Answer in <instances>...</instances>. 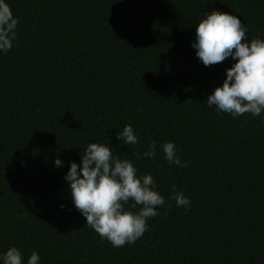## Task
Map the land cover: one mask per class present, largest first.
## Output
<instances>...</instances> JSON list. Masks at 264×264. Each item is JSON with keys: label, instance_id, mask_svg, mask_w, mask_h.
<instances>
[{"label": "trees", "instance_id": "trees-1", "mask_svg": "<svg viewBox=\"0 0 264 264\" xmlns=\"http://www.w3.org/2000/svg\"><path fill=\"white\" fill-rule=\"evenodd\" d=\"M8 3L18 24L0 53V252L15 246L26 262L35 250L39 264H264V113L209 108L234 61L206 67L191 46L213 10L264 39V0ZM129 124L134 149L116 140ZM149 140L174 142L189 166L132 155ZM90 142L151 174L170 205L131 245L112 247L72 204L63 177ZM173 184L190 211L170 199Z\"/></svg>", "mask_w": 264, "mask_h": 264}, {"label": "clouds", "instance_id": "clouds-1", "mask_svg": "<svg viewBox=\"0 0 264 264\" xmlns=\"http://www.w3.org/2000/svg\"><path fill=\"white\" fill-rule=\"evenodd\" d=\"M18 18L14 17L8 0H0V53L7 54L16 40ZM248 31L241 20L226 12L213 10L205 13L196 24L192 47L204 66L231 58L234 63L226 69V78L207 96L209 108L228 113L233 118L250 113H264V39L247 37ZM264 119V116H262ZM124 146H135L139 138L132 125H125L116 134ZM113 147L90 142L85 147L79 163L68 162L64 180L68 183L73 206L86 219V225L112 247L131 245L148 229L147 220L159 215V207L166 206L164 196L157 190L151 174H141L130 159H120ZM162 151L169 166L187 168L188 161H181L179 148L172 141L159 143L149 140L147 150L133 151L137 159H152ZM54 166L63 167L59 158ZM170 199L176 207L190 211L191 201L176 185L170 186ZM128 205V209L125 206ZM65 205L61 204L63 208ZM139 207L138 211H131ZM166 207H170L167 205ZM40 256L34 250L26 262L15 246L0 252V264H39Z\"/></svg>", "mask_w": 264, "mask_h": 264}]
</instances>
